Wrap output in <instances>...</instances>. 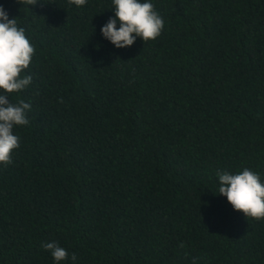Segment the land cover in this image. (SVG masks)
<instances>
[{
  "label": "trees",
  "instance_id": "1",
  "mask_svg": "<svg viewBox=\"0 0 264 264\" xmlns=\"http://www.w3.org/2000/svg\"><path fill=\"white\" fill-rule=\"evenodd\" d=\"M150 2L161 35L117 49L112 0H0L35 47L9 95L31 108L0 164V264H56L52 241L60 264H264V219L217 176L264 182V0Z\"/></svg>",
  "mask_w": 264,
  "mask_h": 264
},
{
  "label": "clouds",
  "instance_id": "2",
  "mask_svg": "<svg viewBox=\"0 0 264 264\" xmlns=\"http://www.w3.org/2000/svg\"><path fill=\"white\" fill-rule=\"evenodd\" d=\"M23 5H36L37 0H17ZM70 5L82 7L87 0H68ZM114 18L101 27L102 36L117 49L130 48L137 38L144 42L156 40L164 29V20L155 11L150 0H112ZM119 24V28H117ZM35 54V47L26 37L25 29L19 27L16 18L9 19L0 5V164L12 163V152L20 146V138L14 134L17 126L29 124L27 112L30 103L19 100L13 104L9 95L19 93L30 86L31 75H22L29 68ZM218 192L226 197L232 208L244 216L264 219V182L248 168L237 174L218 171ZM180 247H184L181 243ZM42 248L49 251L60 264L69 253L55 241L45 242ZM71 259H77L72 254Z\"/></svg>",
  "mask_w": 264,
  "mask_h": 264
}]
</instances>
